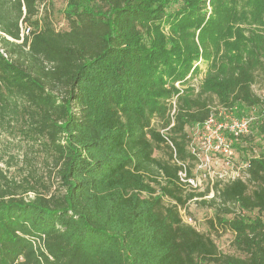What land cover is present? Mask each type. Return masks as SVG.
<instances>
[{
    "label": "trees",
    "instance_id": "16d2710c",
    "mask_svg": "<svg viewBox=\"0 0 264 264\" xmlns=\"http://www.w3.org/2000/svg\"><path fill=\"white\" fill-rule=\"evenodd\" d=\"M49 12L0 0V264H264V154L241 147L253 122L233 141L246 178L210 197L180 184L164 137L191 166L211 115L258 108L264 134V0H67L65 30ZM16 138L43 146L57 190L3 168ZM191 201L236 254L182 221Z\"/></svg>",
    "mask_w": 264,
    "mask_h": 264
},
{
    "label": "rangeland",
    "instance_id": "374dc122",
    "mask_svg": "<svg viewBox=\"0 0 264 264\" xmlns=\"http://www.w3.org/2000/svg\"><path fill=\"white\" fill-rule=\"evenodd\" d=\"M66 3L67 0H44L45 6H47L50 10V18L56 30H65L67 28L66 20L63 15ZM174 8H177V5H173L169 8V10ZM208 8L210 7L208 6ZM201 78L202 72L193 77L192 83L194 85H198ZM176 86L179 85L177 84ZM253 89L256 93H260L258 84L254 85ZM243 116L252 117L253 123L251 125V133L253 132L254 137L250 140L251 143L248 141L246 146L244 142H241L243 143L241 144L242 149H244L245 153L253 155L264 154V134H261L256 128V123L258 119L261 118L259 109H248L241 117ZM191 131L192 134L195 132L194 129ZM165 152H167V150L164 148L156 150L154 154L157 156H166ZM235 152L236 159L239 161L241 154L237 151ZM4 160L5 161L2 163V166L3 168H8L9 175L14 176L16 179L22 180V178H24L29 180V182L33 183L39 192H53L58 189L56 169L54 168L50 157L45 154L43 146L39 143H30L22 138H16L11 142L9 149L7 150V154H4ZM191 166H193V164ZM32 196V192L26 195V197ZM164 201L168 202L167 200ZM186 211L197 222L198 229L206 234H209L213 238L218 250L223 253L236 254V251L231 245L232 234L229 230L220 229L218 232L209 230L207 220L213 216V211L210 208L200 207L194 201H191L188 203ZM254 214L255 212L251 213V215Z\"/></svg>",
    "mask_w": 264,
    "mask_h": 264
},
{
    "label": "built area",
    "instance_id": "2783aa9c",
    "mask_svg": "<svg viewBox=\"0 0 264 264\" xmlns=\"http://www.w3.org/2000/svg\"><path fill=\"white\" fill-rule=\"evenodd\" d=\"M29 32L30 27L27 24L21 25V36L28 35ZM225 117L226 120L218 121L211 115L203 124L194 127L195 132L188 144L194 158L193 166L177 159L172 142L164 135L172 148L173 160L179 166L177 174L180 184L193 191L209 188L210 192L205 197L213 195L214 184L238 178L245 179L247 176L245 170L248 162L236 159L233 141L249 133L252 117L237 118L229 115ZM163 132L164 130H161V133ZM178 211L184 223L198 229L197 222L187 213L185 207H178Z\"/></svg>",
    "mask_w": 264,
    "mask_h": 264
}]
</instances>
